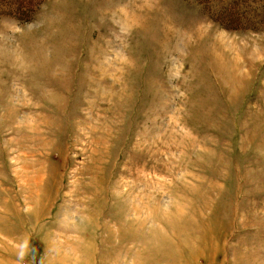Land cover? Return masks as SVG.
<instances>
[{"label": "rangeland", "instance_id": "rangeland-1", "mask_svg": "<svg viewBox=\"0 0 264 264\" xmlns=\"http://www.w3.org/2000/svg\"><path fill=\"white\" fill-rule=\"evenodd\" d=\"M259 2L0 0V264H264Z\"/></svg>", "mask_w": 264, "mask_h": 264}, {"label": "trees", "instance_id": "trees-1", "mask_svg": "<svg viewBox=\"0 0 264 264\" xmlns=\"http://www.w3.org/2000/svg\"><path fill=\"white\" fill-rule=\"evenodd\" d=\"M259 1L258 6L252 8L258 12L264 13V0ZM199 2L203 4L205 9L209 10L210 15L216 18L224 13L228 14L229 17L233 15H235V17H242L248 7V5H246L247 0H199ZM10 4L12 5L13 3H8L7 5ZM259 6L260 8L262 7V9H259ZM28 9L30 10V8Z\"/></svg>", "mask_w": 264, "mask_h": 264}]
</instances>
